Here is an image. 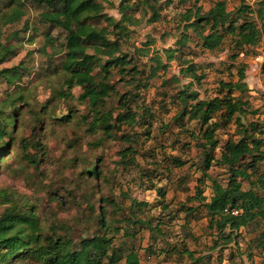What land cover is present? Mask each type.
I'll list each match as a JSON object with an SVG mask.
<instances>
[{
  "label": "rangeland",
  "instance_id": "374dc122",
  "mask_svg": "<svg viewBox=\"0 0 264 264\" xmlns=\"http://www.w3.org/2000/svg\"><path fill=\"white\" fill-rule=\"evenodd\" d=\"M120 1L105 0L104 13L119 20ZM216 1L157 0L158 17L149 10L145 14L134 13L135 23L129 26L122 49L134 57L142 81L153 71L156 75L136 91L131 80L124 81L115 71L112 73L116 95L137 92L141 108L135 126H124L110 137L100 130L88 129L92 117L81 99L83 89L64 82L60 71L64 33L41 19L47 8L24 0V15L19 21H0L1 43L11 50L0 70L19 66L21 73V80L12 86L0 79V110L13 122L8 138L0 144V216L12 208L26 211L32 207L43 235L68 240L74 250L82 239L102 232L98 221L104 207L106 224L110 226L106 233L115 235L114 247L120 249L117 264H125L124 256L131 249L137 252L140 264H264V248L257 247L264 225L241 228L237 244L224 246L216 241L217 232L209 227L202 209L194 216H186L181 208L198 207L196 201L189 200L197 187L206 199L211 196L210 181L202 176L205 153L216 160L219 147L239 138L235 117L225 121L217 114L212 121L220 124L215 132L218 149H206L204 153L198 146L202 143L198 124L174 119L182 110L175 98L182 86L188 85L199 99L221 97L225 90H221L220 83L235 82L243 67L247 88L243 93H233L245 103V113L239 118L246 127L258 124L264 137V37L256 47H247L239 54L229 36L219 49L207 51L197 45L198 39L189 29L188 40L182 47L178 45L183 35L178 19L185 9L196 4L206 11ZM223 1L231 11L241 1L256 9L261 0ZM10 2L0 0V12ZM47 34L52 37V44L46 40ZM175 48L179 49L176 57L188 60L195 65L197 75H203L199 83L183 78L179 63L166 59L165 53ZM139 49L147 53L143 55ZM156 58L164 69H156ZM58 92L65 97H58ZM19 96L22 100H18ZM110 109L118 111L115 95L106 99L105 110ZM70 110L72 117L64 119ZM123 133L134 140V157L133 162L122 164L120 152L128 146L121 140ZM94 168L100 174H89ZM262 169L261 164L259 171ZM206 170L209 177L225 185L226 170L213 161ZM242 188L247 189L248 185L243 182ZM159 189L164 198H160ZM136 217L149 220L160 233L154 231L152 238L145 225H130L128 221ZM115 229H121L119 234ZM124 231H134L135 237L122 236ZM215 243L219 247L215 248ZM183 250L192 252L196 261L190 260ZM10 264L15 263L11 260ZM25 264L41 263L29 260Z\"/></svg>",
  "mask_w": 264,
  "mask_h": 264
},
{
  "label": "trees",
  "instance_id": "16d2710c",
  "mask_svg": "<svg viewBox=\"0 0 264 264\" xmlns=\"http://www.w3.org/2000/svg\"><path fill=\"white\" fill-rule=\"evenodd\" d=\"M30 1L47 8L41 13V19L64 33L60 71L65 83H75L83 89L81 99L86 102L92 117L91 122L88 123V129L93 132L100 130L110 137L114 131L120 132L124 126L130 128L135 126L139 122L136 117L141 108L136 99L139 95L132 91H127L125 95H118V93L116 95L115 85L111 83L112 73L115 71L124 81L131 80L136 91L143 89L148 79L156 75V71H153L145 82L142 81L143 77L136 68L134 57L125 53L122 46L123 39L128 37L129 26L135 23V12L145 14L149 10L153 16H159L155 3L157 0H121L118 5L121 15L119 20L104 13L105 0ZM188 1L180 0L182 3ZM23 2L24 0L21 3L11 0L0 12V21L4 24L19 21L24 15L21 9L24 7ZM257 5L258 7L253 9L241 1L231 11L227 9L223 0L216 1L206 11H202L196 4L191 5L178 19L183 30L178 45L182 47L188 40L186 32L190 29L198 39L197 45L207 51L219 49L227 36L232 38L234 47L238 50L237 54L247 47H256L264 37V0L259 1ZM46 40L52 44V37L49 34L46 35ZM143 50L139 49V52L144 55L147 51ZM178 50L175 48L167 51L166 59L179 63V72L183 78L199 83L204 78L203 75H197L195 65L188 60L176 57ZM9 52H11L9 47H4L1 43L0 31V64L5 61L6 54ZM155 63L157 70L165 68L159 58H156ZM96 69L97 73H95ZM244 78V68L241 67L235 82L220 83L221 90H225L221 97L199 99L198 94L190 91L188 85L182 86L175 96L182 110L174 119H187L198 124L202 139V143L198 146L204 153L206 149H218L215 132L220 124L212 121L217 114L225 121L235 117L238 126L239 138L236 141H227L219 147V158L214 160L209 153H205L202 176L210 181V198L206 199L202 195L203 191L197 187L195 196L189 200L196 201L199 204L198 207L181 206L186 216H194L202 209L208 218L209 227L217 232L216 241L224 246L231 243L237 244L236 240L241 228L258 223H261L262 227L264 225L263 129L258 124L250 123L247 127L242 125L239 117L245 113V103L233 95L235 91L243 93L246 90ZM0 79L7 86L14 85L21 80L20 67L1 69ZM57 95L65 97L62 92H58ZM111 95L117 97L118 111L116 113L111 109L105 110L106 99ZM18 100H22V97L19 96ZM69 113L63 118L69 120L72 117V110ZM11 121L12 117L4 115L0 110L1 145L10 134L8 128L10 124H13ZM121 140L128 145L120 152L122 164L128 160L133 162L134 150L131 144L134 140L129 134L124 133L121 135ZM212 161L227 171L228 178L225 185L207 175L206 169ZM30 162L34 166L37 165L36 161L30 160ZM175 163L182 164L179 160H175ZM261 164L263 169L259 171ZM89 174L100 173L94 168L93 171H89ZM243 182L248 185L247 189L242 188ZM158 194L160 198L165 197L160 189ZM233 210L238 213L232 214ZM128 223L134 227L137 224L145 225L152 232L150 235L152 238L155 237L154 231L160 233L157 227L153 228L150 225L149 220L143 221L136 217ZM98 225L102 232L82 239L78 249L73 250L70 241L63 240L61 237L51 238L43 235L39 228L38 217L32 207L26 211L16 208L6 210L0 216V264H10L11 260L15 264L18 262L25 264L29 260H36L41 264H117V252L120 249L114 247L115 235L110 236L106 233V229L110 226L106 224L104 207L100 209ZM120 231L121 229L114 232L119 234ZM122 236L135 237V232L124 231ZM258 239L257 247L263 249V228ZM214 247L219 246L215 243ZM183 252L190 260L196 261L192 252L188 250ZM124 263L140 264L134 249L124 256Z\"/></svg>",
  "mask_w": 264,
  "mask_h": 264
},
{
  "label": "built area",
  "instance_id": "2783aa9c",
  "mask_svg": "<svg viewBox=\"0 0 264 264\" xmlns=\"http://www.w3.org/2000/svg\"><path fill=\"white\" fill-rule=\"evenodd\" d=\"M256 60L258 61L259 60V57H257ZM237 213H238V211H236V210H233L232 211V214H237Z\"/></svg>",
  "mask_w": 264,
  "mask_h": 264
}]
</instances>
